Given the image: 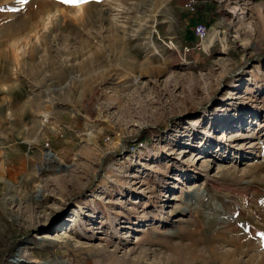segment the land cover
<instances>
[{"label":"rangeland","instance_id":"374dc122","mask_svg":"<svg viewBox=\"0 0 264 264\" xmlns=\"http://www.w3.org/2000/svg\"><path fill=\"white\" fill-rule=\"evenodd\" d=\"M0 264H264V0H0Z\"/></svg>","mask_w":264,"mask_h":264},{"label":"built area","instance_id":"2783aa9c","mask_svg":"<svg viewBox=\"0 0 264 264\" xmlns=\"http://www.w3.org/2000/svg\"><path fill=\"white\" fill-rule=\"evenodd\" d=\"M185 6L188 7L189 9H192V7H190V3H186ZM204 33H205V28L203 26L197 29V35L201 39L204 37Z\"/></svg>","mask_w":264,"mask_h":264},{"label":"bare ground","instance_id":"6f19581e","mask_svg":"<svg viewBox=\"0 0 264 264\" xmlns=\"http://www.w3.org/2000/svg\"><path fill=\"white\" fill-rule=\"evenodd\" d=\"M21 32V31H20ZM14 33V32H13ZM15 36V35H14ZM53 156H52V153H49V152H46L45 153V158L46 159H50V158H52Z\"/></svg>","mask_w":264,"mask_h":264},{"label":"snow or ice","instance_id":"6c2138e0","mask_svg":"<svg viewBox=\"0 0 264 264\" xmlns=\"http://www.w3.org/2000/svg\"><path fill=\"white\" fill-rule=\"evenodd\" d=\"M21 2H26V0H21ZM64 2H75V0H64Z\"/></svg>","mask_w":264,"mask_h":264},{"label":"water","instance_id":"95a60500","mask_svg":"<svg viewBox=\"0 0 264 264\" xmlns=\"http://www.w3.org/2000/svg\"><path fill=\"white\" fill-rule=\"evenodd\" d=\"M48 152H50L49 150H47Z\"/></svg>","mask_w":264,"mask_h":264}]
</instances>
